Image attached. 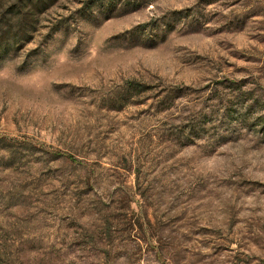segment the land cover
Masks as SVG:
<instances>
[{
  "label": "rangeland",
  "instance_id": "obj_1",
  "mask_svg": "<svg viewBox=\"0 0 264 264\" xmlns=\"http://www.w3.org/2000/svg\"><path fill=\"white\" fill-rule=\"evenodd\" d=\"M47 3L0 61V264H264V0Z\"/></svg>",
  "mask_w": 264,
  "mask_h": 264
},
{
  "label": "trees",
  "instance_id": "obj_2",
  "mask_svg": "<svg viewBox=\"0 0 264 264\" xmlns=\"http://www.w3.org/2000/svg\"><path fill=\"white\" fill-rule=\"evenodd\" d=\"M47 2L48 0H27L25 4L29 9L27 13H13L14 8L12 7L7 11L9 19H5V21L0 19L1 62L5 60L10 51L17 50L23 43L28 42L29 34L36 30V15L43 10ZM131 87L137 88V85Z\"/></svg>",
  "mask_w": 264,
  "mask_h": 264
}]
</instances>
